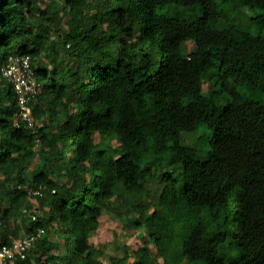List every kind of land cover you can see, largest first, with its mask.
Returning a JSON list of instances; mask_svg holds the SVG:
<instances>
[{
	"label": "trees",
	"instance_id": "16d2710c",
	"mask_svg": "<svg viewBox=\"0 0 264 264\" xmlns=\"http://www.w3.org/2000/svg\"><path fill=\"white\" fill-rule=\"evenodd\" d=\"M105 210L141 243L112 264H264V0H0V245L103 264Z\"/></svg>",
	"mask_w": 264,
	"mask_h": 264
},
{
	"label": "built area",
	"instance_id": "2783aa9c",
	"mask_svg": "<svg viewBox=\"0 0 264 264\" xmlns=\"http://www.w3.org/2000/svg\"><path fill=\"white\" fill-rule=\"evenodd\" d=\"M3 76L9 79L18 96L19 106L21 108L20 118L29 124L34 122L31 100L35 97L40 86L37 81L29 56L11 57L3 69ZM40 190H30L31 195L40 194ZM36 219V216H33ZM44 230L39 229L37 232L25 235L12 245H0V264H19L20 259H25L28 252L34 247L38 238Z\"/></svg>",
	"mask_w": 264,
	"mask_h": 264
},
{
	"label": "rangeland",
	"instance_id": "374dc122",
	"mask_svg": "<svg viewBox=\"0 0 264 264\" xmlns=\"http://www.w3.org/2000/svg\"><path fill=\"white\" fill-rule=\"evenodd\" d=\"M5 82L7 84L9 80L5 79ZM185 141L189 145L195 144L194 140L187 136ZM28 207V205L25 206V208ZM127 220H130V217L105 210L99 229L92 233V242L102 252L103 264H112L116 259L124 257L127 252L132 253L141 245L136 232L128 225ZM0 221H2L1 218ZM25 235H27L25 228L22 227L15 242Z\"/></svg>",
	"mask_w": 264,
	"mask_h": 264
}]
</instances>
